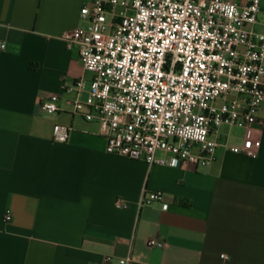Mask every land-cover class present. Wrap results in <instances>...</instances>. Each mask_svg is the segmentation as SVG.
I'll return each mask as SVG.
<instances>
[{
    "label": "crops",
    "instance_id": "obj_1",
    "mask_svg": "<svg viewBox=\"0 0 264 264\" xmlns=\"http://www.w3.org/2000/svg\"><path fill=\"white\" fill-rule=\"evenodd\" d=\"M92 1L0 0V264H264V106L255 157L232 150L243 131L227 124L204 167L108 153L67 91L90 76L65 36ZM52 93L61 109L46 114ZM56 124L72 127L66 141ZM145 190L164 191L168 208L143 206Z\"/></svg>",
    "mask_w": 264,
    "mask_h": 264
},
{
    "label": "built area",
    "instance_id": "obj_2",
    "mask_svg": "<svg viewBox=\"0 0 264 264\" xmlns=\"http://www.w3.org/2000/svg\"><path fill=\"white\" fill-rule=\"evenodd\" d=\"M160 2L155 0L149 8V0H140L141 7L153 13L146 20L140 19L141 9L135 0H93L82 7L81 15L87 23L67 34L65 40L68 48L78 47L82 69L90 76H76L70 71L76 76L74 84L67 88L76 93L72 112L86 121L99 122L108 153L149 164L165 165L173 158L196 168L209 165L215 160L221 127L226 124L243 131L242 145L232 150L255 157L262 145L264 0H203L202 7H194L181 21L156 13ZM175 3L180 6L175 9L179 13L187 5H200L201 0H187V5L185 0ZM213 3L234 5L236 18L229 20L220 8L209 12ZM158 18L165 27L157 29ZM204 25H209L210 35L195 34L203 31ZM154 30L161 37L166 32L172 34L173 39L165 42L187 48L192 55L179 51L177 59L166 51L164 62L159 65L156 55L151 63L137 59L141 55L147 57L151 51L148 45L154 37L144 33ZM160 43L157 39L156 44ZM201 43L208 46L201 49ZM5 47L0 42V48ZM201 52L203 58L198 61ZM217 56L226 63L206 59ZM93 61L99 67L90 66ZM145 68L154 70L147 80ZM181 87L184 91L180 98L187 102V110L184 105L177 106L174 99H166L174 98ZM141 97L143 102L139 101ZM59 101L60 95L52 93L40 109L56 114L61 109ZM185 127L203 129L202 138L182 139L179 130ZM71 130V126L56 124L55 139L66 141ZM154 202H162V207L168 208L164 191L145 190L142 205ZM5 217L10 219V213ZM148 244L161 247L164 242L150 238ZM222 256L227 258L228 254ZM130 262V256H108L103 264Z\"/></svg>",
    "mask_w": 264,
    "mask_h": 264
},
{
    "label": "clouds",
    "instance_id": "obj_3",
    "mask_svg": "<svg viewBox=\"0 0 264 264\" xmlns=\"http://www.w3.org/2000/svg\"><path fill=\"white\" fill-rule=\"evenodd\" d=\"M154 2H155V0H149V8H151V6H152V4ZM185 3L187 5V0H185ZM135 5H136V7L141 9V16H140L141 20H146V17L148 15L153 14L148 9H145V8L141 7L140 0H135ZM165 5H167V9H168L167 12H165ZM202 6H203V0H201L200 5H198V6L187 5L186 9H182L181 12L177 13L175 11V9L177 7H180V6L177 3H175V0H161L159 8H156L154 11L156 13H159L160 16H168L169 19H171L172 17H175L176 21H181V20H183L184 16L187 15L188 11H192L194 9V7H202ZM215 8H220L221 11L223 12L224 16L227 17L229 20H233V19L236 18L237 10H236L234 5H225V4H221V3H213L212 6L209 7L208 11L212 12ZM158 21H159V18H158ZM208 26L209 25H204V30L200 31L198 33H195V34H198V35H201V36H205V37L209 36L210 33L207 32V27ZM159 27H165L164 22L159 21L157 23V29ZM168 27H171V25H168ZM144 35H146V36L147 35H151V36L154 37L152 42L148 45L149 48L151 49V51L148 53L147 57L141 55L137 59H147L149 61V63H151L152 62V56L156 55L157 58H156L155 62L159 65V64H162L164 62V53L166 51H171L173 53L174 57L177 58V59L180 58V57L176 56V53H178L179 51H184L186 56H191L192 55V53L190 51H188L187 48L177 47L174 44H170V43H166L165 42V41L173 39V35L172 34H168L166 32L164 34V36L161 37V34L157 30H154L152 32H145ZM157 39L161 40L160 45L156 44V40ZM133 42H135V41H133ZM141 43H144V41H141ZM213 43H215V39H213ZM206 46H208V45H204L203 43H201L199 45V47L201 49L203 47H206ZM201 58H203L202 57V52H201L200 56L198 57V61ZM206 59H208L209 61L215 59V60H218L221 64L226 63V61L222 60L218 56L217 57H208ZM90 66L99 67V65H95L94 64V61L90 64ZM128 66L131 67V65H128ZM152 71H154V70L148 69V68L144 69V72H145L144 79L145 80L148 79V74L151 73ZM156 74L159 75V72H157ZM152 83H159V81H152ZM182 91H184L183 87H181L177 91V94H176V96L174 98L173 97H166V99H174V102H175V104L177 106L184 105L186 110H187V102L180 98V92H182ZM161 95H163V93H161ZM139 101L143 102L142 97L139 98ZM105 107H108V106L106 105ZM169 123H170V126H171V122H169ZM179 132H180V135H181L182 139L202 138L201 133L203 132V129H199L198 130V129L194 128V127H185L183 129H180Z\"/></svg>",
    "mask_w": 264,
    "mask_h": 264
},
{
    "label": "rangeland",
    "instance_id": "obj_4",
    "mask_svg": "<svg viewBox=\"0 0 264 264\" xmlns=\"http://www.w3.org/2000/svg\"><path fill=\"white\" fill-rule=\"evenodd\" d=\"M86 87H87V89H89V87H90V83H88V84L86 85Z\"/></svg>",
    "mask_w": 264,
    "mask_h": 264
}]
</instances>
